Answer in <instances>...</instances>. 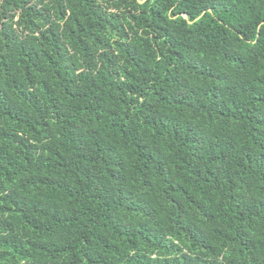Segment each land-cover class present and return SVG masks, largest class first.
<instances>
[{
	"label": "trees",
	"instance_id": "trees-1",
	"mask_svg": "<svg viewBox=\"0 0 264 264\" xmlns=\"http://www.w3.org/2000/svg\"><path fill=\"white\" fill-rule=\"evenodd\" d=\"M0 264H264V0H0Z\"/></svg>",
	"mask_w": 264,
	"mask_h": 264
}]
</instances>
